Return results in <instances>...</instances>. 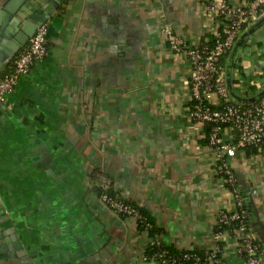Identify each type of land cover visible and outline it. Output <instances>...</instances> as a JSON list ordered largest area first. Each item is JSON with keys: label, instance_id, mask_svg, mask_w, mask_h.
<instances>
[{"label": "crops", "instance_id": "crops-1", "mask_svg": "<svg viewBox=\"0 0 264 264\" xmlns=\"http://www.w3.org/2000/svg\"><path fill=\"white\" fill-rule=\"evenodd\" d=\"M6 1L0 0V23ZM208 4L57 0L44 22L46 56L0 102L7 230L0 244L8 245L0 264H161L145 256L148 233L135 219L100 200L95 173L149 215L163 243L214 248L217 214L233 195L215 173L204 126L187 118L188 63L160 31L170 26L187 45L209 42L215 22ZM232 47L222 58L229 100L250 104L264 91V21L233 56ZM13 58L0 64V73ZM228 161L264 252V150L236 149ZM219 241L222 262L205 264H239L233 242L225 235Z\"/></svg>", "mask_w": 264, "mask_h": 264}, {"label": "built area", "instance_id": "built-area-1", "mask_svg": "<svg viewBox=\"0 0 264 264\" xmlns=\"http://www.w3.org/2000/svg\"><path fill=\"white\" fill-rule=\"evenodd\" d=\"M263 9L264 0H244L238 4L229 0H209L207 13L215 22V28L210 41L199 45L185 44L168 25L160 28L169 47L177 54H182L188 63L190 79L187 118L192 123L208 125L206 146L215 154V173L233 195V204L217 214L216 224L222 226V229L214 231L213 238L218 241L223 235L228 237L241 258L239 264H264V252L259 250L249 230L247 210L228 158L236 149H244L248 145L264 146V95L250 104L231 102L220 59L231 49L243 27L255 20ZM46 36L47 24L43 22L16 53L12 70L0 78V102L14 89L17 80L29 72L33 63L46 56ZM227 129L230 132L225 138ZM99 198L118 216L122 212L134 219L140 217L137 208L122 200L106 194ZM148 230L149 226L145 231ZM159 241L156 233L154 238L148 237L150 243L158 244ZM219 251L216 242L207 257L208 262L221 263L222 258L216 256ZM164 254L165 251L161 250L158 256L161 258ZM160 262L162 264L165 260L162 258Z\"/></svg>", "mask_w": 264, "mask_h": 264}, {"label": "water", "instance_id": "water-1", "mask_svg": "<svg viewBox=\"0 0 264 264\" xmlns=\"http://www.w3.org/2000/svg\"><path fill=\"white\" fill-rule=\"evenodd\" d=\"M57 0H7L2 6L4 19L0 23V64L12 59L19 49L25 45L38 25L46 21V17L55 9ZM264 21V13L257 21L246 29L234 42L231 56L244 36ZM226 83L227 80H226ZM229 89V85H227ZM264 95V91L258 96ZM0 206V240L6 236L7 230L2 227L6 218L1 214ZM2 215V216H1ZM13 238V236L11 235ZM7 242L0 244V253L6 252ZM14 245V244H13ZM2 255L0 254V258Z\"/></svg>", "mask_w": 264, "mask_h": 264}, {"label": "trees", "instance_id": "trees-1", "mask_svg": "<svg viewBox=\"0 0 264 264\" xmlns=\"http://www.w3.org/2000/svg\"><path fill=\"white\" fill-rule=\"evenodd\" d=\"M227 55V54H226ZM225 55V56H226ZM222 58L220 59V64L223 67L222 64ZM13 62V61H12ZM12 70V63L9 65L4 71L0 73V78L7 72ZM205 131L207 133L208 131V125H204ZM256 148H261L264 150V146L262 145H248L244 149L246 152H250L255 150ZM93 185L94 189L98 196H101L102 194H106L107 196L111 198H116L119 200H122L123 202H126L127 204H130L131 206L138 209L140 213V217L135 219V223L137 227L140 230H145L147 226H149L148 230V237L154 238V233L160 234V230L156 225L154 224L153 220L149 217V215L139 206L135 205L133 202L129 200H125L119 196L118 193L113 189L112 182L110 180H107L104 176H100L97 173L93 175ZM120 217H126L127 214H124L122 212L119 213ZM222 226L215 225L214 231L221 230ZM220 251L216 254L217 257H221V251H222V242L217 241ZM161 250L165 251V254L160 258L158 256L159 252ZM211 253V250L206 252H200L197 250H183V249H177L172 247L171 245L165 244L162 241H159V243H150L148 242L145 249V256L147 258H154L157 261H161L163 258L165 260L162 264H205L209 263L207 260V257ZM161 263V262H160Z\"/></svg>", "mask_w": 264, "mask_h": 264}]
</instances>
